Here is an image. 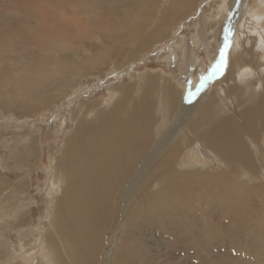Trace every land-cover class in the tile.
<instances>
[{
  "label": "rangeland",
  "instance_id": "1",
  "mask_svg": "<svg viewBox=\"0 0 264 264\" xmlns=\"http://www.w3.org/2000/svg\"><path fill=\"white\" fill-rule=\"evenodd\" d=\"M160 1L166 7L169 3L171 4L172 0H167L166 3L164 0ZM199 1L194 0L193 6L196 7ZM206 1L205 8L201 7L202 10L199 5L195 13L170 24L164 36L161 33V35L157 34L159 37L151 39L149 31L151 32L152 27L149 25L145 28L144 26L141 35L148 36L151 40L149 41L150 46L147 45L146 50L141 48L140 52L136 53L134 48L140 38H131L134 35L127 28L144 21H142V9L137 10L133 7L135 14L123 10L128 4V0H0V97L3 96L0 98V177L7 179L10 183L9 186L2 185L0 188V230L5 235L0 237V264H33L36 260L32 261V256H29L30 253L26 250L31 246H35L34 250L39 252V256L45 261L44 264H54L59 261L54 255H48L42 248L40 239L33 243L32 235L44 233L46 223H49V220L54 223L57 218L56 210H54L56 209V193L50 192L48 185L51 174L55 175L58 172L54 164L62 153V147L64 148L62 143L67 140L75 127L74 111L79 106L102 99H105L107 103H112L111 86H113L112 88L119 86L131 88L135 84L137 86L136 80L138 82L146 81L147 75L155 78L159 76L160 78H157L161 80H157L156 83L160 87L162 84L169 83L174 91L186 90L182 94L185 104H193L200 98L197 95L199 87L202 88L203 94L205 92L210 96L214 94V81L217 79L213 77V66L220 61L218 59L224 49L221 45L220 34L221 30H226V25L231 24L233 17L231 11L222 10L221 0ZM227 2L229 3L228 7L231 8L240 6L236 5L239 4L238 0H228ZM250 2L251 0L244 2L246 8ZM212 11L215 12L212 13ZM246 15L250 16L251 14L246 13ZM123 16L127 21L125 19V22L123 21ZM205 21L206 29L203 26ZM249 21L252 20L249 19ZM132 22H134L133 25ZM144 25H146L145 22ZM239 26L240 21L236 25L233 23V37L228 38L231 46H233L240 30ZM213 29L214 37L208 38L210 35L208 32L212 33ZM171 33L176 34L177 40L171 36ZM162 37L166 38L160 41ZM213 43L216 44V47ZM167 47H170L168 52ZM61 57L67 63H64L65 67L61 66L58 60ZM228 63L229 59L226 58V65L221 72L222 76L226 73L227 68L230 71ZM49 69L58 71L50 73ZM159 72L163 76L156 74ZM56 73L61 75L59 78L70 79L68 81L74 87L73 93L68 87V89L60 91L65 95L63 98H59L62 95L57 96L59 91L54 89L57 84L53 85L48 77H43L45 74H52L51 77L57 76ZM231 73H229V77ZM37 77L38 79H36ZM222 85L223 88L227 87L225 82H222ZM241 85L242 82L239 86ZM159 89L154 94L155 100H157L153 112V114L156 112L155 118H162L161 104L163 101L160 99ZM8 94L14 98L12 105L10 100H4L5 96H9ZM244 97L241 96L239 100L227 99L225 104L227 106H224L222 102L219 107L220 109L229 110L232 108L234 110L235 107H232V103L240 107L242 106L241 102H244L241 101ZM136 99L132 100L134 102L130 101L129 106H134L138 100ZM25 100L35 102L36 104L33 106L35 109L24 107ZM174 106L169 112L171 115L178 107ZM47 107H54L55 110ZM201 107L202 105L199 110L202 109ZM196 115L197 113L188 119L184 128L181 126L183 128L181 132L184 131L188 139L197 136L200 142V133H203L204 127L201 121L195 118ZM167 116L164 117L166 120ZM200 118L204 119V117ZM59 120H66L65 128L62 127ZM158 127L161 128V123L154 124L152 132L157 133L155 130ZM37 132L40 134V138H34L35 143H30L31 137ZM35 146L39 149L34 153L32 149ZM185 151V148L180 152L177 151L179 155H177L176 165H186L187 152ZM49 158L53 159L52 163ZM198 159L193 160L189 165H199ZM203 159L211 161L214 170L221 169L220 164H224L222 159L219 160L220 158L218 159L210 152H205L199 159L200 162ZM172 165L174 167V164ZM45 166L48 169H45ZM183 167L185 168V166ZM179 169L181 168L179 167ZM203 201L201 194L194 197L187 195L186 200L180 199L171 204L169 209L172 211L171 214L178 219L177 222L170 224V230L167 231L163 222L162 229H156V227H162L161 223L154 229L149 227L143 235L145 245L140 244L138 235L128 237L122 233L120 230L122 221L119 219V215L118 217L115 215V222L111 223L112 229L102 232L105 240L108 237L109 241L103 240L97 250L95 262L92 264H98L99 258L104 257L105 252L110 249L109 242L114 239H118V243L111 247V250L116 257V263L119 262V264H235L236 261L237 264L253 262L264 264V247L258 251V247L264 239V210H258L259 208L256 206L257 211L253 212L255 220L247 223L248 226L251 224L249 227L255 225L247 233L245 231L237 233L240 238L235 242L236 245H233L232 236L236 240L233 232L230 234L226 229L222 235L215 231L212 232L213 228L217 227L214 225H219L220 221L230 227V220H228L230 216H218L215 212L209 214L210 207H207V202L203 206L199 204ZM260 203L257 200V204ZM143 204H145L144 206L148 205L147 201ZM217 204L220 206V203ZM221 204H225L231 209L229 197L224 196ZM152 217L156 221H164L166 216L163 212H153ZM259 217L261 222H258ZM20 219L27 222L28 230L25 226H22L24 232L19 230L20 227L17 224ZM232 223L238 224L239 227V218H235ZM183 225L186 227L184 228ZM214 236H216V240H214ZM21 242L27 246L23 247ZM64 243L63 253L72 254L69 243L67 241ZM243 253L246 254L243 256ZM72 257L74 260L73 254ZM66 259L71 261L69 255L66 256ZM83 262L82 264H90L86 259Z\"/></svg>",
  "mask_w": 264,
  "mask_h": 264
},
{
  "label": "bare ground",
  "instance_id": "2",
  "mask_svg": "<svg viewBox=\"0 0 264 264\" xmlns=\"http://www.w3.org/2000/svg\"><path fill=\"white\" fill-rule=\"evenodd\" d=\"M227 1L221 0L220 6L222 10L231 11L233 18L231 24L226 25V30H221V45L225 48V44L230 43L228 38L233 37V23L236 25L240 21V30L237 31L238 34L241 33L239 36L236 35L233 46L230 45L227 49L226 58L229 59L228 67L230 71L227 68L223 76L222 71L219 69L213 72L214 79H217L214 81L215 90L213 95L210 96L207 92L203 94L201 92L202 88L199 87L197 95L200 98L193 104H185L182 94L186 90L174 91L169 83L162 84V87H160L156 83L157 77H159L156 74L160 75L159 72L155 74L156 78L147 75L146 81L138 82L136 80L137 86L135 84L131 88L127 86L112 88L113 86H111L112 103H107L105 99L92 101L82 104L74 111V118H72L75 127L67 140L62 143L64 148L62 147V153L54 164L58 172L55 175L51 174L48 185L50 192L56 193V204L54 202L56 209L54 210H56L57 218L54 223H51L50 220L49 223H46L44 233L32 235L34 238L33 243L40 239L42 248L48 255H54L59 260L54 264H82L85 259L90 264L94 263L97 250L103 240L109 241L108 237L105 240L102 232L103 230L112 229L111 223L115 222V215L117 217L119 215V219L122 221L121 232L128 237L138 235L141 241L140 244L145 245L143 235L149 227L154 229L161 223L162 227H156V229H162L164 223L167 231L170 230V224L177 222L178 219L171 214L172 211L169 207L180 199L186 200L187 195L191 197L199 194L203 195L204 201L199 204L203 206L207 202V207H210L209 214L215 212L218 216H230L228 218L231 224L230 227L220 221L219 225H214L217 227L213 228L212 232L215 231V233L221 235L225 233V229L230 234L233 232L236 238V240L233 236L231 238L233 245H236L235 242L240 238L237 233L241 231L247 233L255 225L252 223L253 225L249 227L251 224L248 226L247 223L255 220L253 212L257 211L256 206H258V210H264V0H251L247 8L244 5L246 0H238L239 4L236 5L240 6L233 8L228 7L229 3ZM164 2L166 3L167 0H164ZM170 2L171 4L169 3L166 7L161 4L160 0H128V4L123 5L125 6L123 10L127 13H134L133 7L137 10L142 9V21L146 23L144 25V22H139L140 24L128 26L127 28L134 35L131 38H140L134 52L138 53L141 48L145 49L151 41L148 36L141 35L144 26L145 28L149 25L152 27L151 32L149 31L152 36L151 39L156 37L157 34L161 35V33L164 36L170 24L195 13L199 5L200 10H202L201 7L205 8L207 3L206 0H200L194 7V0H172ZM206 9L208 10L207 7ZM107 10L110 9L107 8ZM214 12L212 11V13ZM243 12L251 15L248 16ZM122 19L124 21L125 17L123 16ZM134 19L132 20L135 21ZM249 19L252 21H249ZM206 24L205 21L203 24L205 29ZM175 33H171V36L177 40ZM208 33L210 34L208 38L214 37V29L212 33L211 31ZM163 38L160 41L165 39ZM126 40L129 41V39ZM213 45L216 47L215 43ZM169 50L170 47H167V52ZM220 59L221 56L218 60ZM58 60L61 66H66L67 63L62 57ZM56 69L55 71H58ZM49 70L50 73L55 72ZM229 73H231L230 77ZM56 74L57 76L52 77V74H45L43 77H48L53 85L57 84L54 88L59 91L57 96L62 95L59 98H63L65 95L61 94L60 91L68 89V87L71 88L73 93L74 87L70 84V79L61 77L60 79L59 76L61 75ZM29 78L31 79L30 76ZM26 81L28 82L27 79ZM222 82L226 83V88H223ZM241 82L242 85L239 86ZM158 89L161 92L160 99L163 101L161 104L162 118H155L154 114L156 112L153 114L154 108H156L155 101L157 102L154 94L158 92ZM4 92H6V89H4ZM137 96L138 100L136 99ZM241 96H245L241 100L245 102H241L242 106H235L232 103V107H235L234 110L232 108L229 110L220 109L219 105L222 102L224 106H227L225 105L227 99L235 98L239 100ZM0 98H3V96ZM12 99L14 98L11 95L4 98V100H10L11 105L14 103ZM134 99L137 101L134 106L130 105V107L129 102ZM29 101L31 100L25 102L24 107L35 109L33 106L36 103ZM5 103L7 104V102ZM173 105L178 107L171 115L169 112L172 111ZM201 105L202 109L199 110ZM158 107L160 108V106ZM47 108L55 110L54 107ZM196 113L195 118L201 121L204 127L203 133H200V142L197 136L188 139L184 131L181 132L188 119ZM166 116L167 120L164 118ZM200 117H204V119L202 120ZM59 123L65 128L66 120H59ZM157 123H161V128L158 127L155 130L157 133L152 132L153 125ZM62 127H60L61 130ZM34 138H40V134L37 132L36 135L32 136L30 143H35ZM184 148L187 152L185 156L186 165H183L185 168L176 165L177 155H179L177 151L180 152ZM38 149L35 146L32 151L35 153ZM205 152H210L218 159L220 158L219 160L224 161V164H220L221 169L214 170L211 161L206 159L200 162L199 159L202 158ZM195 159H198L199 165H189ZM49 160L50 163L53 162L52 158H49ZM172 164H174V167H172ZM45 169H48V167L45 166ZM2 185L7 187L10 183L7 179H1L0 177V188ZM224 196L230 198L231 209L225 204H221ZM257 200L261 202V207L260 204H257ZM145 201H147V206L143 204ZM217 203H220V206ZM153 212H163L166 216L165 220H154L152 217ZM235 218H239V227L238 224L234 223V225L232 223ZM259 219L258 222H261L260 217ZM27 225V222L21 219L17 224L22 232H24L22 226H25L28 230L29 226ZM4 236L0 230V237ZM214 237V240H216V236ZM65 241L69 243L72 249L74 260L72 254L63 253ZM109 243L110 249L105 252L104 257L99 258L98 264H119V262L116 263V257H114L111 250V247L116 246L118 243V239H114ZM21 245L23 247L27 246L23 242H21ZM262 247H264V239L258 247V251ZM34 248L35 246H31L26 249L30 253L29 256H32V261L36 260L33 264H44L45 261ZM245 254L243 253V256ZM67 255L70 256L71 261L66 259ZM235 264H237V261Z\"/></svg>",
  "mask_w": 264,
  "mask_h": 264
},
{
  "label": "snow or ice",
  "instance_id": "3",
  "mask_svg": "<svg viewBox=\"0 0 264 264\" xmlns=\"http://www.w3.org/2000/svg\"><path fill=\"white\" fill-rule=\"evenodd\" d=\"M229 46H230V43L225 44V48L222 50V53H221L220 61H218L217 64L213 66L214 71L216 69H219L220 71L223 70L224 66L226 65V53H227V49Z\"/></svg>",
  "mask_w": 264,
  "mask_h": 264
}]
</instances>
